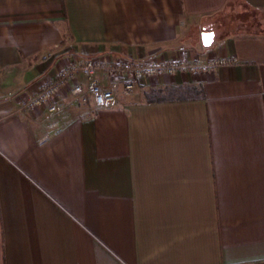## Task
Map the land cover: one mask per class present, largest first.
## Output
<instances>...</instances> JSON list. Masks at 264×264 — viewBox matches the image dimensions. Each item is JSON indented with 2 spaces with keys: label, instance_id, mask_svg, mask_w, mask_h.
Returning <instances> with one entry per match:
<instances>
[{
  "label": "crops",
  "instance_id": "1",
  "mask_svg": "<svg viewBox=\"0 0 264 264\" xmlns=\"http://www.w3.org/2000/svg\"><path fill=\"white\" fill-rule=\"evenodd\" d=\"M97 56L225 62L22 107ZM0 264H264V0H0Z\"/></svg>",
  "mask_w": 264,
  "mask_h": 264
},
{
  "label": "built area",
  "instance_id": "2",
  "mask_svg": "<svg viewBox=\"0 0 264 264\" xmlns=\"http://www.w3.org/2000/svg\"><path fill=\"white\" fill-rule=\"evenodd\" d=\"M222 62H225V59L200 62L186 59H181L180 61H159L157 59L124 58L114 61L106 56L82 57L71 60L60 68L56 77L45 82L38 91L31 94L22 107L35 108L47 105L49 111H56L58 109L57 98L63 87L69 85V79L76 81L71 87L74 94H82L84 92L78 80L79 73H83L86 76L89 82L88 90L96 104L108 106L116 102L119 86H122L123 92L128 94L141 77L174 73L178 70L209 71ZM99 70H102L105 74L108 80L107 84L101 83L95 77Z\"/></svg>",
  "mask_w": 264,
  "mask_h": 264
},
{
  "label": "water",
  "instance_id": "3",
  "mask_svg": "<svg viewBox=\"0 0 264 264\" xmlns=\"http://www.w3.org/2000/svg\"><path fill=\"white\" fill-rule=\"evenodd\" d=\"M213 35H214V33L212 31H204L202 33V41H203V44L210 45L213 42ZM206 36H210L211 37V40L208 43L205 42V37Z\"/></svg>",
  "mask_w": 264,
  "mask_h": 264
},
{
  "label": "trees",
  "instance_id": "4",
  "mask_svg": "<svg viewBox=\"0 0 264 264\" xmlns=\"http://www.w3.org/2000/svg\"><path fill=\"white\" fill-rule=\"evenodd\" d=\"M178 89L179 88H176V87L166 88L165 93L170 94V95H176V94H178L177 93ZM185 91H187V90H185Z\"/></svg>",
  "mask_w": 264,
  "mask_h": 264
},
{
  "label": "snow or ice",
  "instance_id": "5",
  "mask_svg": "<svg viewBox=\"0 0 264 264\" xmlns=\"http://www.w3.org/2000/svg\"><path fill=\"white\" fill-rule=\"evenodd\" d=\"M210 40H211V37H210V36H206V37H205V42H206V43L210 42Z\"/></svg>",
  "mask_w": 264,
  "mask_h": 264
}]
</instances>
